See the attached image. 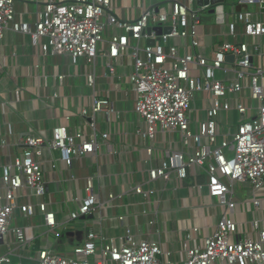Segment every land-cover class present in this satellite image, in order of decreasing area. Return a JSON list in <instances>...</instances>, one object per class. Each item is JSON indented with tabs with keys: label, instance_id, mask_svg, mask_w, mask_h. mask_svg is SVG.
<instances>
[{
	"label": "built area",
	"instance_id": "2783aa9c",
	"mask_svg": "<svg viewBox=\"0 0 264 264\" xmlns=\"http://www.w3.org/2000/svg\"><path fill=\"white\" fill-rule=\"evenodd\" d=\"M43 2L31 25L17 20L15 0H0V41L13 31L28 37L43 55L68 57L73 65L85 59L95 67L103 55L108 60L106 77L127 81L136 97L135 113L143 123L136 133L147 142L148 157L147 178L131 185L130 196L142 199L147 208L159 195V181L167 183L173 175L184 181L191 175L193 189L206 188L221 208L214 231L201 244L191 245L192 236L182 243L180 263L264 264V228L259 221L253 222L252 229L257 231L253 237L237 221V207L242 203L237 185H249L257 210L263 205L255 196L264 188V0H171L144 10L136 21L120 20L114 14L113 0ZM208 16L220 32H201ZM117 29L123 34H117ZM179 40L185 43L184 53ZM206 48L207 55L201 51ZM125 58L133 59L134 66L129 75L122 76L117 68ZM86 77L95 91L93 102L76 115H67L66 121L78 116L88 125L91 120L93 130L86 133L80 128L71 134L61 125L51 137L30 132L20 140V155L1 168L0 264H17V259L24 258L21 251L30 249L36 240L37 227L18 225V211L32 219L39 210L46 226L57 227L56 216L45 201L49 156L59 151L63 169L72 171L81 160L95 157L104 141L110 140L108 133L97 128L96 118L103 116L107 124L120 119L111 95H97L95 69ZM201 97L207 105L206 120L195 131L192 115ZM224 112L236 113L237 125L230 123L233 118L224 124ZM164 135L172 137L167 140L169 146L161 148L159 137L162 141ZM4 146L0 139V147ZM158 153L159 165L155 162ZM52 162L55 169L61 167L53 158ZM203 177L204 184L200 182ZM24 189L34 193L35 205L19 204ZM108 198L118 199L113 194ZM72 202L75 209L67 224L88 217L101 205L95 177L86 178L82 195ZM126 218L120 216V223ZM157 223L152 219L147 225L154 228ZM194 231L198 233L199 228ZM37 254V264H177L160 241L136 239L129 225L119 246L112 238L89 230L84 241L69 252L55 251L46 238Z\"/></svg>",
	"mask_w": 264,
	"mask_h": 264
},
{
	"label": "crops",
	"instance_id": "0c3cea01",
	"mask_svg": "<svg viewBox=\"0 0 264 264\" xmlns=\"http://www.w3.org/2000/svg\"><path fill=\"white\" fill-rule=\"evenodd\" d=\"M43 1L15 0L17 20L33 25L37 13L44 7ZM170 1L113 0L114 14L122 21H136L144 10L166 5ZM220 31L211 16L205 18L202 33L214 34ZM116 33L123 34V31L117 29ZM177 43L184 53V41L179 40ZM207 49L201 51L207 55ZM107 62L103 55L98 57L95 67L85 59L73 65L68 57L45 56L40 49L30 44L28 37L13 31H8L4 40L0 41V139L6 145L0 147V171L8 160L12 161L20 155L23 150L20 140L30 132L51 137L53 129L61 125H66L71 134L80 128L86 133L93 130L91 120L88 125L78 116L66 121L67 115L74 112L76 115L80 109L92 104L95 91L88 85L86 75L93 69L97 95L101 92L109 93L120 114V119L110 124L105 122L103 116L96 118L97 128L108 133L110 140L104 141L95 157L81 160L72 171L63 169L59 162V151L49 156L45 167V201L56 216L57 227L52 230L46 226L44 215L39 210L32 219L23 218L18 211L17 224L37 227V236L30 249L21 251L24 258L21 261L17 259V264H37V253L46 238L55 251L69 252L84 241L89 230L112 238L119 246L128 225L136 239L160 241L165 251L173 253V260L181 264L179 258L184 257L180 254L182 243L192 236L191 245L201 244L214 231L216 221L222 215L221 208L216 206L206 188L193 189L194 180L191 175L184 181L178 180L175 175L167 183L159 181L156 184L159 195L147 208L142 199L130 196L128 192L131 185L147 178V142L136 133L137 128L143 124L135 113L136 97L130 91L127 81L121 83L115 78L106 77ZM133 66V59L125 58L122 66L117 68L118 73L127 76ZM61 76L65 77L64 81H60ZM201 102L204 104L202 109L199 108ZM194 107L192 116L198 125L206 120L205 97L199 98ZM222 116L224 124L227 125L229 118H233L230 123L237 125L236 113L224 112ZM162 142L167 146L170 144L165 139ZM52 158L59 162L60 168H54ZM155 159L159 165V153ZM88 177H95V190L101 205L88 217L67 224L70 212L75 209L72 200L82 195ZM200 182L204 184L205 178H201ZM237 188L238 197L242 201L237 207V221L245 225V232L248 230V233L256 237L257 231L252 229V223L259 221L260 227L264 228V188L255 196L263 202L259 210L253 204L254 196L251 195L249 185H237ZM109 194L118 199L110 201ZM21 195L19 204L37 203L32 191L24 189ZM147 211L152 213L145 214ZM122 215L127 217L124 224L119 221ZM152 219L158 220L154 228L147 225ZM196 228H199L198 233L194 231ZM68 234H73V237H68Z\"/></svg>",
	"mask_w": 264,
	"mask_h": 264
},
{
	"label": "rangeland",
	"instance_id": "374dc122",
	"mask_svg": "<svg viewBox=\"0 0 264 264\" xmlns=\"http://www.w3.org/2000/svg\"><path fill=\"white\" fill-rule=\"evenodd\" d=\"M203 106H204L203 102L199 103V108L200 109H202ZM194 109H195V107H194ZM192 122H193V130L196 131L198 129V125L196 124V121L194 120L193 116H192ZM171 137H172L171 135H164V139L165 140H169V139H171ZM176 138L178 140V136H176ZM159 142H160L159 146L161 148H164V147L167 146L166 144H162L163 142L161 141V137H159Z\"/></svg>",
	"mask_w": 264,
	"mask_h": 264
},
{
	"label": "water",
	"instance_id": "95a60500",
	"mask_svg": "<svg viewBox=\"0 0 264 264\" xmlns=\"http://www.w3.org/2000/svg\"><path fill=\"white\" fill-rule=\"evenodd\" d=\"M212 1H213V3H217V2H220L222 0H212ZM157 32H158L159 35L162 34V30L161 29H157ZM166 32H170V30L167 29ZM149 44H154V43L151 41V42H149ZM229 60L233 61V58H229ZM68 237H73V234H68Z\"/></svg>",
	"mask_w": 264,
	"mask_h": 264
}]
</instances>
